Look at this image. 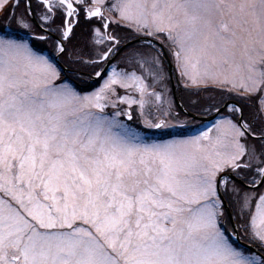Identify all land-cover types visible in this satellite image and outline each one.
<instances>
[{
  "label": "snow or ice",
  "instance_id": "snow-or-ice-1",
  "mask_svg": "<svg viewBox=\"0 0 264 264\" xmlns=\"http://www.w3.org/2000/svg\"><path fill=\"white\" fill-rule=\"evenodd\" d=\"M36 2L39 25L32 0L20 15L21 0H0L16 25L0 28V264H264V127L257 132L242 107L225 102L232 115L216 120L215 141L212 129L163 139L183 125L145 115L152 97L164 117L170 111L143 75L102 68L99 87L82 95L33 42L54 32L61 56L83 17L89 44L105 46L79 62L102 64L133 47L109 31L122 24L149 53L125 59L148 66L157 82L155 41L169 48L185 87L212 85L264 113V0ZM37 27L44 34L35 36ZM133 105L143 130L120 119L133 120ZM226 169L236 178L220 176ZM225 199L255 249L239 244Z\"/></svg>",
  "mask_w": 264,
  "mask_h": 264
},
{
  "label": "rangeland",
  "instance_id": "rangeland-1",
  "mask_svg": "<svg viewBox=\"0 0 264 264\" xmlns=\"http://www.w3.org/2000/svg\"><path fill=\"white\" fill-rule=\"evenodd\" d=\"M17 11H20L21 13H17L18 15L23 14L22 11L20 9H17ZM1 14V13H0ZM108 15L110 16L111 14L108 13ZM1 23V21H0ZM130 31V37H128L127 41L133 40L135 38H137L135 36L134 33ZM38 31L35 30V33H37ZM117 35V34H116ZM115 35V36H116ZM132 35V36H131ZM127 38V37H126ZM52 41H43V42H38L37 45L39 47H41V49L45 50V54H48L51 56V51L54 48L53 43H51ZM87 42V41H86ZM159 42V41H158ZM160 43V42H159ZM161 44V43H160ZM163 47L165 48L166 52L168 53V58L170 61V64L173 68L172 75L171 77L168 74L167 71V65H163L161 63V70H160V76H159V82H157L156 80L153 79V77L149 74V72L151 71V69L146 66L145 68H140L139 65L135 64V63H129L125 57L126 54L128 52H131L133 50H137L140 53H143L145 55H148V49L147 46H143L138 44H134L132 45V48H127L125 49L122 54L116 59V61L112 64L117 66V70L119 71L120 68H124L127 69L129 71H136L137 75H143V78L145 79L146 83L149 85V90L150 91H156L158 93L161 94L162 96V103H163V109L164 110H169L170 111V116L168 117H164L163 116V111L159 110L158 111V106L155 103V99L154 97L149 98L150 99V103L148 105H146L145 108V115L149 116V118L151 117H155V116H161L162 118H166V119H170L171 122L173 124L176 125H183V127H175L172 129H167L164 130L165 132H177V133H183V132H189L190 135L186 136V137H172L169 139H187L190 138L191 136L194 135H198L200 132L203 131H207L208 129H212V131L209 133V135L212 137L213 141H215V139L217 138V136H220L221 133H219L214 125L216 123L217 119L223 118L226 114L228 116H231V113L227 112V109H225L224 112H221L219 115L216 116L215 119H213L212 121L209 122H199V121H194L191 120V118H188L186 116H183L181 114H178L177 112V108L175 106L174 103V99H173V95H172V86L175 87L176 91L178 92V90L180 91H188L190 93V95L187 97V99L183 101V103L186 105V109L188 110V112L195 114L197 116H201V117H207L213 114V112H210L211 110L209 108L212 107H216L220 104H223L225 101L227 102L229 99V95L232 96L231 100L234 101H238L241 105L247 106L249 109V112H251L250 114L247 115V117L245 118L246 120H248L249 123L252 124L253 128L257 130V132H259V130L264 127V113H258L257 109H258V102L257 103H252L249 102L248 100H244L239 98L235 93H231L229 94L226 90L214 87L212 85H209L208 87H204L201 86L199 88L196 87H185V81L184 79L180 76L177 68H176V63L175 60L171 54V52L169 51V48L167 46H165L164 44ZM100 46V45H99ZM97 48H101L98 47ZM91 50V45L87 44V43H81L78 41V47L76 49V44L74 42H71L68 45L67 48V52L65 55H63L60 58V61L62 62L61 64H63L64 67H70L72 69H78V59L81 55L83 56H91V54H95L93 51ZM60 63V62H59ZM58 63V64H59ZM111 66V67H112ZM111 67L108 71L111 70ZM177 77V78H176ZM100 83L102 81H99ZM99 83V85H100ZM99 85L96 87L98 88ZM214 88L215 90L218 91H213V92H209V91H204L206 90V88ZM96 88H94L92 91H94ZM88 90L84 89V92H87ZM90 91V92H92ZM118 92L120 93V95H124V89H119L118 88ZM89 93V92H88ZM195 93H200V95H196ZM82 95L87 94V93H81ZM132 95L138 99V93H132ZM178 95V94H177ZM224 98V102L221 100V98ZM187 100H189V104L187 102ZM240 107V105L238 106ZM120 109H127V105H119ZM116 109L112 108L111 106H109L108 108H106V112L108 113H113L115 112ZM132 115H133V120L132 121H128L127 119H125V116L120 117L121 120H123L124 122L128 123L129 125L136 127V128H140L141 124V118L139 115V107L138 105H133L132 109H131ZM237 117L239 116V113L236 114ZM253 116H255V118H253ZM153 132H156L157 135H160L159 130H152ZM254 141H252L251 139L249 140V143H253ZM203 143H207L206 141ZM257 148L259 149V145L257 144ZM221 150H225L223 148H221ZM227 170V169H226ZM244 170H242L243 172ZM229 188L232 186L231 183H229ZM260 191L264 192V187L259 189ZM253 210H254V204H253ZM232 214H233V218H235V220H237L238 222H243L244 220H238L236 217L238 216V213L236 212L235 209V205L234 208L232 210ZM246 223V221L244 222ZM243 230V228H242ZM244 232V231H243ZM244 242H247L248 244L251 243H256L255 241H250L248 237L244 236L243 237Z\"/></svg>",
  "mask_w": 264,
  "mask_h": 264
},
{
  "label": "flooded vegetation",
  "instance_id": "flooded-vegetation-1",
  "mask_svg": "<svg viewBox=\"0 0 264 264\" xmlns=\"http://www.w3.org/2000/svg\"><path fill=\"white\" fill-rule=\"evenodd\" d=\"M112 2H113V0H105V3L106 4H111ZM32 6H33V11L36 13V21L35 22H36L37 25H39V23H40V21H39V14L42 11V9H40V8L37 7L36 0H32ZM18 9H20L22 11V13L25 12V9H26V0H21L20 7ZM5 12H7V9H5ZM17 13H21V12L20 11H17ZM2 14L5 15L4 13H1L0 16H2ZM104 15L105 16H109L108 15V12H105ZM0 20H2V18ZM7 21L8 22L5 24L4 28H9V27L15 28L16 27L15 23H11L10 24L9 23V20H7ZM93 23L98 25L99 24V21L98 20H94ZM56 24L57 25L60 24V18L59 17H57V19H56ZM0 26H1V24H0ZM90 27H91V25L86 24L84 22V20H83V17H81L80 23L78 25H76V27L74 28V32H73L72 36L70 37V40L64 42L66 49L68 48V45L71 42H74L76 44V49H77V47H78V41L82 43V38L85 39V43L87 41V44H89V28ZM35 30L38 31L37 33H34L35 36H39L41 34H44L43 33V29H41L40 27H37ZM129 30L130 29L124 27L122 24L121 25H112L110 27V29H109V31L111 32V34H113V35H116L117 34L116 37L121 41V47L122 48H124L125 44L131 43V42H134L131 45L138 44V41L137 42H135V41L141 39V38L137 37V38H135L133 40L127 41L128 37H130V34H129L130 31ZM50 35H51V38L50 39L43 40V41H47V42L48 41H52L51 43H53L54 48L51 51V57H53L54 59H56L58 63L60 62L59 63V66L68 75V78L71 79L73 81V83L77 86L78 90H81V93H88V92H90V91H92L94 89L93 88L92 90H89V88L93 84L98 83V85H99V83H100L99 81L100 80L97 79L96 81H92V78L96 76L95 73L97 71H100L102 68L105 69V67H106V65H107L108 62H104L102 64H91V63L85 64V63H81V62L78 61V69H72V68H70L68 66L67 67H64L63 64H61L62 62L60 61V58L63 55H65L67 51L63 55L57 56L56 52L54 51V49H55V43H54V41L55 40H59V36H57L56 33H54V32L51 33ZM43 41L42 40H39V39H34L33 42H34L35 46H38L37 43L38 42H43ZM154 43L157 46L156 47V50L157 51H162V53L163 52L167 53L166 50H165V48L163 47V45H161L158 41H155ZM104 46L105 45H100L98 47H101L102 48ZM93 47H96L97 48V46H92L91 45V50L90 51H92V48ZM122 52L123 51H121L115 57H110V63L107 65L106 71H108L110 69V67L112 66V64L122 54ZM162 56H163V54L161 55V57ZM83 57H84V59H88L90 56H83ZM91 57L92 58H95V54H91ZM121 69H124V68H120L119 70H121ZM84 89H86L88 91L87 92L82 91ZM140 128H141V130H143V126L142 125H140ZM145 131H147V130H145ZM222 174H224V176H229L232 179H235L236 178L235 177V173H233L231 169L225 170V172H222L220 175H222ZM226 174H229V175H226ZM229 183H231V179L229 180ZM225 202H226V204H227V206H228V208L230 210L231 216L233 218L232 210L234 208V203L230 204L227 199H225ZM226 215H227V213H226ZM227 218H228V215H227ZM228 221H229V219H228ZM233 221H234L235 228L240 229V233L239 234L241 236V240L244 241V239H243L244 232H243V230L241 228V225L243 223L238 222L237 220H235V218H233ZM229 224H230V222H229ZM230 227H231V224H230ZM251 245L254 246V247H256V243H251Z\"/></svg>",
  "mask_w": 264,
  "mask_h": 264
},
{
  "label": "water",
  "instance_id": "water-1",
  "mask_svg": "<svg viewBox=\"0 0 264 264\" xmlns=\"http://www.w3.org/2000/svg\"><path fill=\"white\" fill-rule=\"evenodd\" d=\"M137 41H138V40H136L135 42H137ZM132 43H134V42H131V43H128V44H132ZM163 56H164V59H165V61H166V63H167L169 76L171 77V75H172V66H171V64H170L169 58H168V56H167V54H166L165 52H163ZM109 63H110V61L107 63V65H108ZM107 65H106V67H105V70L107 69ZM96 80H97V77H96V76L92 78V81H96ZM172 95H173L174 103H175V105L177 106V108H178L182 113H184L186 116H188V117H190L191 119L196 120V121H200V122H209V121H212L213 119L216 118L217 115H219V114L224 110L223 105H222V106L220 107V109H221L220 111H217V110H216V111H215L212 115H210V116H207V117L197 116V115H195V114H192V113L188 112L187 110H185V109L182 107V105H181V103H180V100H179V98H178V96H177V94H176V92H175V88H174V86H172ZM227 103H230V104H233V105H234L233 102H227ZM226 175H229V174H226ZM220 176H224V174H222V175H220ZM225 210H226V213H227V215H228V219H229V222H230V224H231V227H232V228H235L233 218H232V216H231L230 210H229V208H228L226 202H225ZM239 244L242 245V246H244V247H252L253 249H255L254 246H252V245H250V244H247V243L243 242L242 240L239 241Z\"/></svg>",
  "mask_w": 264,
  "mask_h": 264
},
{
  "label": "trees",
  "instance_id": "trees-1",
  "mask_svg": "<svg viewBox=\"0 0 264 264\" xmlns=\"http://www.w3.org/2000/svg\"><path fill=\"white\" fill-rule=\"evenodd\" d=\"M1 15V14H0ZM2 18V20H0L1 21V26H0V28H4V26H5V24L8 22L7 20H8V18L5 16V15H3L2 14V16H0V19ZM83 43H85V39L84 38H82V44ZM87 43V42H86ZM36 48H38V49H41V47H39V46H36ZM43 50V49H42ZM43 52H45V50H43ZM160 60H161V63L164 65H166V63H165V61H164V59L161 57L160 58ZM164 65V66H165ZM98 86V83H96V84H93L90 88H89V90H92L93 88H95V87H97ZM82 91H84V90H82ZM204 91H209V92H213V91H218V90H215L214 88H211V87H209V88H206V90H204ZM177 94L179 95V99H180V101H181V103H182V105H183V107L186 109L187 107H186V105L183 103V101H182V99L185 101L186 99H187V97L190 95V93L188 92V91H180V90H178V92H177ZM196 95H200V93H195ZM221 100L224 102V98L222 97L221 98ZM186 102V101H185ZM187 102H188V104H189V100H187ZM236 103H238L239 105H240V107H242L243 108V115H244V117L246 118L247 117V115L248 114H250L251 112H249V108L247 107V106H244V105H241L238 101H235ZM190 105V104H189ZM221 105L222 104H220V105H218L219 107H221ZM177 108V107H176ZM211 111L210 112H213L214 110H217V106L216 107H212V108H209ZM187 110V109H186ZM225 110H223L222 112H224ZM177 112H178V114H181V115H183V116H186L185 114H183L178 108H177ZM187 117V116H186ZM253 118H255V116H253ZM192 120V119H191ZM169 133H172V135H164L163 136V139H169V138H172V137H179V138H181V137H186V136H189L190 135V133L189 132H183V133H177V132H169ZM159 136V135H158ZM232 209V208H231ZM226 217H227V215H226ZM244 222H245V220L242 222L243 224H244ZM228 224H229V221H228ZM229 227H230V224H229Z\"/></svg>",
  "mask_w": 264,
  "mask_h": 264
}]
</instances>
